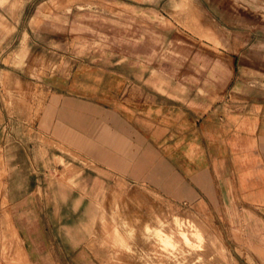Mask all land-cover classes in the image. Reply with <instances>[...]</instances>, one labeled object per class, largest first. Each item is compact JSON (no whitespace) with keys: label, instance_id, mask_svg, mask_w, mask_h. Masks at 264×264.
Returning a JSON list of instances; mask_svg holds the SVG:
<instances>
[{"label":"rangeland","instance_id":"1","mask_svg":"<svg viewBox=\"0 0 264 264\" xmlns=\"http://www.w3.org/2000/svg\"><path fill=\"white\" fill-rule=\"evenodd\" d=\"M108 72L200 112L261 97L264 0H0V264H264L260 213L174 203L49 137L51 89Z\"/></svg>","mask_w":264,"mask_h":264},{"label":"crops","instance_id":"2","mask_svg":"<svg viewBox=\"0 0 264 264\" xmlns=\"http://www.w3.org/2000/svg\"><path fill=\"white\" fill-rule=\"evenodd\" d=\"M51 90L44 126L76 154L174 203L235 204L264 218V92L200 112L169 98L148 101L112 72L90 84L74 74Z\"/></svg>","mask_w":264,"mask_h":264}]
</instances>
